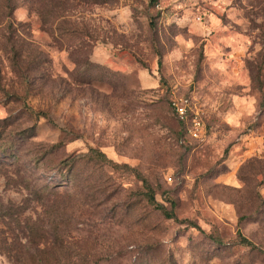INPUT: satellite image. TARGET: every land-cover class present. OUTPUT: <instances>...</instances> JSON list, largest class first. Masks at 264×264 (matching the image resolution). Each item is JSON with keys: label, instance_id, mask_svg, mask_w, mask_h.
Listing matches in <instances>:
<instances>
[{"label": "rangeland", "instance_id": "obj_1", "mask_svg": "<svg viewBox=\"0 0 264 264\" xmlns=\"http://www.w3.org/2000/svg\"><path fill=\"white\" fill-rule=\"evenodd\" d=\"M0 264H264V0H0Z\"/></svg>", "mask_w": 264, "mask_h": 264}, {"label": "built area", "instance_id": "obj_2", "mask_svg": "<svg viewBox=\"0 0 264 264\" xmlns=\"http://www.w3.org/2000/svg\"><path fill=\"white\" fill-rule=\"evenodd\" d=\"M173 110L175 111L176 117L180 123L183 124L185 132L192 138L198 139L202 131V124L197 117L194 115L192 117L188 116L187 108L188 103L186 100H173L171 103Z\"/></svg>", "mask_w": 264, "mask_h": 264}, {"label": "trees", "instance_id": "obj_3", "mask_svg": "<svg viewBox=\"0 0 264 264\" xmlns=\"http://www.w3.org/2000/svg\"><path fill=\"white\" fill-rule=\"evenodd\" d=\"M149 2H150L151 4H154V3L156 2V0H149ZM9 9H10V7H9ZM148 201H149L150 204H152V205H154L156 208L160 209V210L163 212V214H164V216H165L166 218H169V219H170V218H173V215H172V214L166 212V211L163 209V207H161V206H159V205L157 204V202L155 201L154 196H153L152 194H150V195L148 196ZM238 242L240 243V245L247 246V247H250V248H254V245L252 244V242L249 241L247 238L243 237V236L240 235V234L238 235Z\"/></svg>", "mask_w": 264, "mask_h": 264}]
</instances>
